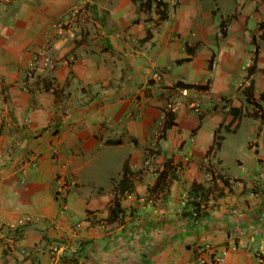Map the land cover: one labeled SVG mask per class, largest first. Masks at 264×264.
<instances>
[{
	"label": "crops",
	"instance_id": "1",
	"mask_svg": "<svg viewBox=\"0 0 264 264\" xmlns=\"http://www.w3.org/2000/svg\"><path fill=\"white\" fill-rule=\"evenodd\" d=\"M164 1L165 19L146 0H0V264H260L264 50L247 24L262 23L264 0H226L224 12L219 0ZM82 5L75 43L56 24ZM44 46L58 55L52 78L28 91L27 57ZM251 80L255 103L234 95ZM243 120L263 138L247 152L221 133ZM110 149L116 171L96 179Z\"/></svg>",
	"mask_w": 264,
	"mask_h": 264
},
{
	"label": "rangeland",
	"instance_id": "2",
	"mask_svg": "<svg viewBox=\"0 0 264 264\" xmlns=\"http://www.w3.org/2000/svg\"><path fill=\"white\" fill-rule=\"evenodd\" d=\"M211 2V3H210ZM220 5H221V10L224 12L225 10V2L226 0H219ZM209 3V4H213L212 0H205V4ZM227 3V2H226ZM224 5V6H223ZM172 7V6H171ZM158 7H151V9H145L147 10L148 13H146L147 15L151 12L156 13L158 10ZM264 10V9H263ZM87 11L86 5H82L78 8H76L74 10V14L75 17H77V19H74L73 23L72 22H68L67 26H72L73 30L75 32L74 36H70L67 33H64L62 35H64V37H67L69 39H67L68 41H72V42H78L79 40L82 39V26L84 25L83 22H81L82 20L80 19L81 17L85 16ZM248 24L247 27L249 29H256L257 32L261 31L262 32V50H264V13L262 11V23H260L259 27H258V22H255L256 20L254 19V16L249 17L248 19ZM64 22V21H62ZM258 27V28H257ZM211 41L210 46H212L213 49H215L216 47L214 45H216L215 43V37L214 35L212 36V38L210 39ZM67 42V41H66ZM251 49H253L255 47V45L253 46V44H251ZM57 50V49H56ZM44 57H47V60H45ZM57 54L54 53V51L52 52L51 50H49L48 47L44 46L39 50H33L31 52V54L27 57V64L25 67V73H24V77H23V83L24 85H26L25 87L28 89V91L30 89L35 90L36 88H39V86H36V84L38 85V82H40L42 84V86L46 85L47 81L50 82L52 75H51V71L53 70V68L55 67V62H57ZM60 58H64L68 61V63H72L75 59V55L73 54H62ZM252 65V64H251ZM264 60H262V80H264ZM263 82V81H262ZM34 87H33V86ZM247 85H243L240 86L239 89L240 91L237 93H235V96L241 95L243 97V91L246 89ZM230 92L235 91L234 87L229 88ZM223 92V91H222ZM210 97H214V93L209 94V96H205L202 95L201 98L203 99V101L207 98ZM215 98V97H214ZM193 108H198V104L195 103L192 105ZM202 107L205 108L207 107L206 102L204 101V103L202 104ZM222 108V106H220ZM194 118L196 119L198 117V115H194ZM193 119V120H195ZM222 119V118H221ZM208 125V123H207ZM159 126H161L160 129H158V131H156L155 135L158 137V139L162 136V126L163 124H160ZM226 128H222L221 133L225 134L228 139L225 142V146H231L230 148L234 147H240V145L244 148V150L247 152L248 151V147H247V143L248 140H252V141H258V143L263 140V138H261L260 135H257L256 133L253 132H249L248 130V124L246 123L245 120H243L240 125L238 126L236 132L234 134H226ZM258 131V129H257ZM221 138L220 134H216V140L217 142L219 141V139ZM233 147V148H234ZM235 149V148H234ZM242 150V149H241ZM241 150H232L230 153H232L233 155H237V156H241L242 155V151ZM230 151V149H229ZM119 155L120 152L117 151L116 149H110L108 151H104L102 156H103V162L106 163L105 167L103 168L104 170H99L96 169V179H107V175L108 173H114L116 171V162L119 159ZM225 167H234V165L232 164H226L225 163ZM107 174V175H106ZM107 177V178H106ZM67 184H63V186L65 187ZM65 189L67 190V188L65 187ZM57 193V192H56ZM28 221V220H27Z\"/></svg>",
	"mask_w": 264,
	"mask_h": 264
},
{
	"label": "trees",
	"instance_id": "3",
	"mask_svg": "<svg viewBox=\"0 0 264 264\" xmlns=\"http://www.w3.org/2000/svg\"><path fill=\"white\" fill-rule=\"evenodd\" d=\"M154 3L155 7H158V14H159V17L160 19H165L167 17V12H166V7H167V3L164 1V0H146V3L145 5L150 7L151 3ZM256 53L255 52V57H256ZM254 57V59H256ZM257 68L256 66V62L254 61L252 65H250L247 69L248 73L251 74L253 73V71H255ZM176 86L178 87H183V88H191V87H194V88H202L204 87L203 85H198V84H186V83H182V82H177L176 83ZM253 90H254V85H253V81L251 80L250 83L248 84V86L246 87L245 89V96H246V101L249 102V103H255L254 101V96H253ZM264 99V92L262 93V100ZM174 122H173V117H172V114H171V117L170 119L168 118V120L165 122L163 128H167V127H170V125H172ZM214 144L217 145L218 142L215 138L214 140ZM125 165H124V171H123V174L125 173ZM194 204V202H193ZM118 208V203L117 202H114V207L112 208V212L115 211L116 209Z\"/></svg>",
	"mask_w": 264,
	"mask_h": 264
},
{
	"label": "built area",
	"instance_id": "4",
	"mask_svg": "<svg viewBox=\"0 0 264 264\" xmlns=\"http://www.w3.org/2000/svg\"><path fill=\"white\" fill-rule=\"evenodd\" d=\"M67 24H68V21H64V22H59V23H57L56 24V32L59 34V35H62V34H64V33H67V34H69L70 36H74V34H75V32H74V30H73V27L72 26H67ZM43 58L45 59V60H47V57H44L43 56ZM152 76H153V78H159V74L157 73V72H153V74H152ZM65 191H66V189H65V187L62 185L61 187H60V189L57 191V195H58V197L60 198V205H61V208H62V210H64L65 208H66V202H65V199H64V194H65ZM192 214H193V216H197L198 215V212H197V210L195 211V210H193L192 211ZM212 249V246H210V245H206L205 247H203V248H199L198 249V254L200 255V257L202 258V260H203V262H205L206 261V259H205V257L203 256V254L206 252V251H209V250H211ZM212 260H219V258L218 257H216V258H213ZM258 261H259V263L260 264H264V256L263 255H258Z\"/></svg>",
	"mask_w": 264,
	"mask_h": 264
}]
</instances>
